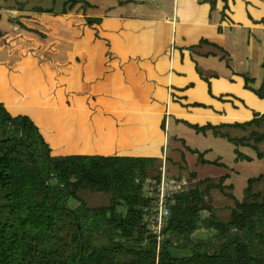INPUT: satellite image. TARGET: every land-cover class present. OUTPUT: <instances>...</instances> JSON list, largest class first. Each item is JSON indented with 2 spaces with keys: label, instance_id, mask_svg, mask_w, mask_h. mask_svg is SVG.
Segmentation results:
<instances>
[{
  "label": "crops",
  "instance_id": "obj_1",
  "mask_svg": "<svg viewBox=\"0 0 264 264\" xmlns=\"http://www.w3.org/2000/svg\"><path fill=\"white\" fill-rule=\"evenodd\" d=\"M86 1L85 11L56 17L12 5L0 8V103L10 115L27 116L35 124L53 157L159 159L164 153L166 172L186 179L195 173L191 183L217 184L219 177L203 168H221L226 171L220 176L225 177L222 192L209 189L206 197L215 215L227 221L234 202L225 194L240 201L247 181L264 171L262 166L240 182L231 164L264 160L241 147L252 160L237 161L229 142L211 132L196 134L180 121L229 124L264 113V99L244 89L236 74L248 73L253 87L261 84L264 0H227L223 21L222 0H216L211 16L209 4L198 0ZM41 22L49 26L46 31ZM40 34L49 38L44 54L38 52ZM200 39L223 48L230 68L219 56L199 55L207 47L191 53L188 47ZM205 140L211 145L200 147ZM185 147L224 167L199 163ZM252 189L260 191L261 183ZM207 234L200 229L194 236Z\"/></svg>",
  "mask_w": 264,
  "mask_h": 264
},
{
  "label": "trees",
  "instance_id": "obj_2",
  "mask_svg": "<svg viewBox=\"0 0 264 264\" xmlns=\"http://www.w3.org/2000/svg\"><path fill=\"white\" fill-rule=\"evenodd\" d=\"M198 2L209 4L211 16L216 0ZM222 2L221 21L227 19V0ZM89 7L86 0H62L58 14ZM31 11L53 13L39 5ZM204 47L210 50L199 55L219 56L230 68L228 53L206 39L188 50L198 53ZM260 66L264 68V58ZM236 74L246 90L264 99V76L253 87L255 79L248 73ZM180 122L196 134L211 132L229 142L237 161L252 160L239 151L241 147L264 160V113L253 112L250 120L229 124ZM185 149L201 164L224 167L205 160V152ZM160 166L161 162L142 157H53L35 124L27 116L10 115L0 103V264H264V171L247 181L240 201L225 194L234 202L227 221L215 215L206 197L209 189L222 192L225 177L217 184L211 179L191 183L196 175L189 173L188 188L174 196L157 241L144 221L148 200L142 185L148 178H158ZM257 182L261 190L254 192L252 184ZM81 190L106 193L108 203L88 207L79 196ZM70 202L76 203L72 209ZM200 229L208 234L196 238Z\"/></svg>",
  "mask_w": 264,
  "mask_h": 264
},
{
  "label": "rangeland",
  "instance_id": "obj_3",
  "mask_svg": "<svg viewBox=\"0 0 264 264\" xmlns=\"http://www.w3.org/2000/svg\"><path fill=\"white\" fill-rule=\"evenodd\" d=\"M61 3H62V0H54V1L53 0H0V8L10 9L9 7L14 6L13 8H17V9L18 8H24V10L28 9L31 11L32 7H34L35 5H39V7H42L44 9H52L53 14H55V17H56V16L60 15V14H58V12H60ZM74 12H77V11H74ZM34 13H37L39 15V14H43L46 12L40 13V12L36 11ZM41 27L45 31H46V29L49 28L48 25L43 24V23H42ZM40 41L43 45V48H40L38 50V52L44 54V52L46 51L47 45L50 44L49 38L40 34ZM237 76H239L241 79H243L240 75H237ZM171 91L172 90L169 89L170 94H171ZM190 144L193 146L192 142ZM210 145H211L210 141L205 140L201 143L200 147H208ZM155 160L160 163L162 161V158H159V159L155 158ZM177 165L179 166V163H177ZM262 166H263L262 170H264V162H259V163L237 162V163H233V165L231 164V168H233V172H236L239 175L237 178L240 182H242L246 178H251V177L256 176L259 172L258 168H260ZM228 167H229V165H228ZM170 168L171 169L175 168L176 172L179 171V167L176 169V167L174 165L170 166ZM203 170L205 171L204 174L209 173L211 176H213V178H218V177L220 178V176H222V172L223 173L226 172V171L222 170L221 168H217L216 166H208L206 168H203ZM167 174L172 175L169 172ZM178 174H180V172H178ZM79 196L86 202L88 207H91V208L101 206V205H106L108 203V200H109L108 194L102 193V192L89 191V190H81L79 192ZM68 206L70 209H72L76 206V203L70 202V203H68Z\"/></svg>",
  "mask_w": 264,
  "mask_h": 264
},
{
  "label": "built area",
  "instance_id": "obj_4",
  "mask_svg": "<svg viewBox=\"0 0 264 264\" xmlns=\"http://www.w3.org/2000/svg\"><path fill=\"white\" fill-rule=\"evenodd\" d=\"M165 147H163V152ZM158 178H148L143 182L142 195L148 200V205L143 209L146 228L156 237L161 239V231L169 216V207L173 198L178 193L187 190L186 178H177L166 172V157L163 153Z\"/></svg>",
  "mask_w": 264,
  "mask_h": 264
}]
</instances>
